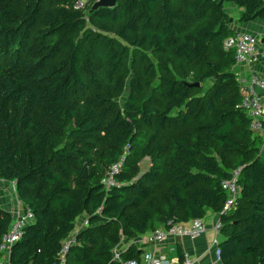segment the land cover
Here are the masks:
<instances>
[{"label":"trees","instance_id":"obj_1","mask_svg":"<svg viewBox=\"0 0 264 264\" xmlns=\"http://www.w3.org/2000/svg\"><path fill=\"white\" fill-rule=\"evenodd\" d=\"M78 2L0 0V179L32 213L10 264L59 263L83 214L64 264H121L123 238L208 210L220 214L225 264H264L262 137L238 106L235 49L224 46L235 33L226 3L248 22L264 19V1ZM237 168L238 204L224 212L222 181ZM13 222L0 205V246Z\"/></svg>","mask_w":264,"mask_h":264},{"label":"built area","instance_id":"obj_2","mask_svg":"<svg viewBox=\"0 0 264 264\" xmlns=\"http://www.w3.org/2000/svg\"><path fill=\"white\" fill-rule=\"evenodd\" d=\"M264 1V0H262ZM80 7V4H77ZM259 37L248 31H236L234 34L227 37L224 41L225 48L235 49V66L240 63L252 64L258 60L257 43ZM242 91V99L238 106L245 110L248 117L251 119V127L254 132L258 133L264 138V95L255 92V88H259L264 92V78L257 73H251L248 80L239 79ZM121 163L113 165L109 171L106 172L103 182L107 188L116 184L114 175L117 173ZM240 168L233 171L232 176L222 181V188L227 193V198L224 203V212L229 211L238 204L241 187L238 183ZM14 183V182H13ZM15 187V183H14ZM32 219V213L29 209H24L14 219L9 231L4 235L2 244L0 246L3 253L9 255L11 245L21 237L24 225ZM88 223L85 219L84 225ZM222 225L217 222L215 225L216 236L213 241L215 246V262L211 264H225L222 259V252L220 247L219 232ZM206 231V224L202 218H195L188 223H180L171 219L165 226H159L144 234L140 242L144 244L161 245L166 239L171 236L187 237L189 239H196ZM69 238L63 246L61 252V261L57 264H64L65 253L69 244L73 241ZM174 249V248H172ZM118 258V255H115ZM121 264H173V259L169 257L163 250L157 254L152 251H144L141 253L139 259L130 258L127 260L119 259ZM2 264H10L9 258L3 260ZM178 264H195L194 260L187 254H184L183 260Z\"/></svg>","mask_w":264,"mask_h":264},{"label":"crops","instance_id":"obj_3","mask_svg":"<svg viewBox=\"0 0 264 264\" xmlns=\"http://www.w3.org/2000/svg\"><path fill=\"white\" fill-rule=\"evenodd\" d=\"M225 10L231 15L232 20L230 26L234 32L248 31L259 37V41L257 43L258 60L252 64L240 63L235 66L234 68L238 79L248 80L253 72L264 78V19L258 17L248 22H239V17L243 9L238 7L233 2L226 3ZM255 92L260 95H264V92L257 87L255 88ZM261 140L260 154L264 157V138H261ZM149 166L150 163L148 167ZM11 183L13 182L0 179V205L11 211L15 219L16 216L19 213H22L25 208L16 192H12ZM86 217L87 215L83 214L77 218L76 228L71 238H74L77 232L84 226ZM204 222L206 224V231L194 240L187 237L170 235L161 245L144 244L142 241L140 242L144 236V234H141L133 239L126 237L123 238L121 243L115 247L114 254L119 256L118 259H122L121 254L124 251H126L130 246H136L141 253L144 251H152L157 254L159 249L160 251L163 250L174 260L173 264H178V262L181 261V253L182 255L187 254L194 260L195 264H211L216 260L213 241L216 236L215 225L217 222H220V214L213 212L212 210H208L207 215L204 218ZM3 259H8L7 253L3 254Z\"/></svg>","mask_w":264,"mask_h":264},{"label":"rangeland","instance_id":"obj_4","mask_svg":"<svg viewBox=\"0 0 264 264\" xmlns=\"http://www.w3.org/2000/svg\"><path fill=\"white\" fill-rule=\"evenodd\" d=\"M94 1H95V0H79L78 3L80 4V7H81V8L84 7V6L86 7L87 5L90 6V8H91V6H92V4H93ZM126 96H127V90H126V91L124 92V94L120 97V101L123 102V101L126 99ZM149 163H150V159H149V158L144 159V160L141 162V170H142V171L146 170V169L148 168ZM8 183H9V182H8ZM10 185L12 186V192L15 193V187H14V184L11 183Z\"/></svg>","mask_w":264,"mask_h":264},{"label":"water","instance_id":"obj_5","mask_svg":"<svg viewBox=\"0 0 264 264\" xmlns=\"http://www.w3.org/2000/svg\"><path fill=\"white\" fill-rule=\"evenodd\" d=\"M118 0H95L90 8V11H94L100 7H115ZM232 20V19H231ZM195 85H199V82L194 83Z\"/></svg>","mask_w":264,"mask_h":264}]
</instances>
